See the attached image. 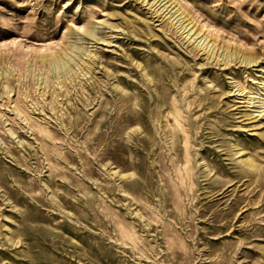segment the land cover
<instances>
[{"label":"rangeland","instance_id":"1","mask_svg":"<svg viewBox=\"0 0 264 264\" xmlns=\"http://www.w3.org/2000/svg\"><path fill=\"white\" fill-rule=\"evenodd\" d=\"M0 264H264V0H0Z\"/></svg>","mask_w":264,"mask_h":264},{"label":"bare ground","instance_id":"2","mask_svg":"<svg viewBox=\"0 0 264 264\" xmlns=\"http://www.w3.org/2000/svg\"><path fill=\"white\" fill-rule=\"evenodd\" d=\"M187 26H188V25H186V26L184 27V29H186ZM190 30H192V27L188 30V32H189L188 34H191ZM196 32H197V30L192 34V36H193ZM197 35H199V32H197ZM195 38H199V37H195ZM195 40H197V39H195Z\"/></svg>","mask_w":264,"mask_h":264}]
</instances>
